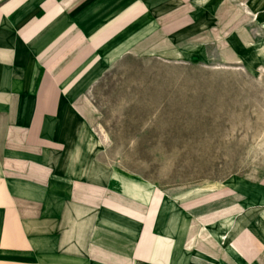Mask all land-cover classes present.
<instances>
[{"label": "crops", "instance_id": "obj_1", "mask_svg": "<svg viewBox=\"0 0 264 264\" xmlns=\"http://www.w3.org/2000/svg\"><path fill=\"white\" fill-rule=\"evenodd\" d=\"M145 9L0 0V264H264L249 230L225 246L217 222L186 244L160 234L154 185L109 158L87 91Z\"/></svg>", "mask_w": 264, "mask_h": 264}, {"label": "rangeland", "instance_id": "obj_2", "mask_svg": "<svg viewBox=\"0 0 264 264\" xmlns=\"http://www.w3.org/2000/svg\"><path fill=\"white\" fill-rule=\"evenodd\" d=\"M133 1L87 91L109 158L154 185L160 234L264 249V0Z\"/></svg>", "mask_w": 264, "mask_h": 264}, {"label": "bare ground", "instance_id": "obj_3", "mask_svg": "<svg viewBox=\"0 0 264 264\" xmlns=\"http://www.w3.org/2000/svg\"><path fill=\"white\" fill-rule=\"evenodd\" d=\"M91 64H92V63H91ZM89 67H90V66H89ZM87 68H88V67H87ZM87 68H86V70H87ZM84 71H85V70H84ZM222 235H223V234H219V235H218V238L220 239V237H222Z\"/></svg>", "mask_w": 264, "mask_h": 264}]
</instances>
